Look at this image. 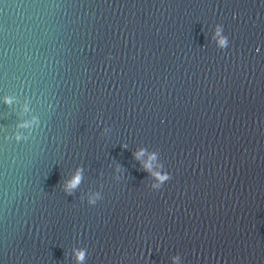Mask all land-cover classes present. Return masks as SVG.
Masks as SVG:
<instances>
[{
  "label": "water",
  "instance_id": "water-1",
  "mask_svg": "<svg viewBox=\"0 0 264 264\" xmlns=\"http://www.w3.org/2000/svg\"><path fill=\"white\" fill-rule=\"evenodd\" d=\"M78 249L264 264V0H0V264Z\"/></svg>",
  "mask_w": 264,
  "mask_h": 264
},
{
  "label": "clouds",
  "instance_id": "clouds-1",
  "mask_svg": "<svg viewBox=\"0 0 264 264\" xmlns=\"http://www.w3.org/2000/svg\"><path fill=\"white\" fill-rule=\"evenodd\" d=\"M221 31H222L221 27L218 26L217 29H216L217 36H220ZM219 45L222 48L227 47V45H228V39H227V37L221 36L220 39H219ZM7 99H8V102L10 103L11 102V99L10 98H7ZM21 126L27 127L28 126V122H25ZM143 152H144V150L141 149L140 152H138L136 154L137 155V158H139V156L142 155ZM155 158H156V155H155V153H153L152 154V159H155ZM145 168L146 169H150L151 168V165L150 164H146L145 165ZM154 175H156L157 176V179L160 181L159 184H154L153 185V187L156 188V189H159L160 186H161V184H163L164 181L169 180L171 178V174L170 173H167V172H164V173H154ZM81 180H82V170L78 169L77 170V173L74 175V177L67 183L65 190L67 192L71 193V191L73 189H75L76 187H78V185L80 184ZM96 195L98 197L99 196V193H97ZM90 202L94 204L95 203V199L90 200ZM85 255H86V250H84V249H78L76 251L77 260L79 262H81V264H82V262L85 259ZM173 259L174 260L175 259H178V257H174Z\"/></svg>",
  "mask_w": 264,
  "mask_h": 264
}]
</instances>
